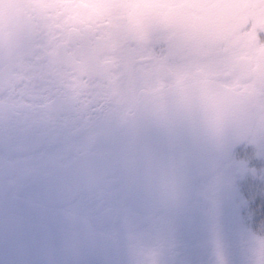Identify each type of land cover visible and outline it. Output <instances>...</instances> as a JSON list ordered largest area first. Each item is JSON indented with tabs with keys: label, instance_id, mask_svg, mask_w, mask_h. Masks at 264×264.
<instances>
[{
	"label": "flooded vegetation",
	"instance_id": "flooded-vegetation-1",
	"mask_svg": "<svg viewBox=\"0 0 264 264\" xmlns=\"http://www.w3.org/2000/svg\"><path fill=\"white\" fill-rule=\"evenodd\" d=\"M197 2L212 6L191 16L187 0H0V223H25L0 232V264H58V231L69 264H264V232L230 214L233 171L245 183L248 166L259 185L264 170V0ZM193 31L227 50L209 55ZM196 83L245 97L252 132L184 207L137 211L113 143L150 98ZM82 160L85 191L49 198L46 177Z\"/></svg>",
	"mask_w": 264,
	"mask_h": 264
},
{
	"label": "water",
	"instance_id": "water-1",
	"mask_svg": "<svg viewBox=\"0 0 264 264\" xmlns=\"http://www.w3.org/2000/svg\"><path fill=\"white\" fill-rule=\"evenodd\" d=\"M187 124L206 128L205 151L193 161L190 154L164 155L160 147L163 134ZM254 126L251 104L241 94L207 83L182 87L172 93L146 101L113 143L114 164L123 175L126 198L137 211L165 213L184 207L191 199L197 180L215 173L227 162L228 141L243 144ZM223 157V158H221ZM195 164V168L193 167ZM86 162L60 167L47 176L49 198L70 194L73 201L86 188ZM166 176L163 186L155 179ZM56 197L55 199H57ZM25 223L8 218L0 223L1 233H22ZM65 232H57L58 264H69L72 241Z\"/></svg>",
	"mask_w": 264,
	"mask_h": 264
},
{
	"label": "snow or ice",
	"instance_id": "snow-or-ice-1",
	"mask_svg": "<svg viewBox=\"0 0 264 264\" xmlns=\"http://www.w3.org/2000/svg\"><path fill=\"white\" fill-rule=\"evenodd\" d=\"M181 6L188 9L191 16H195L202 7H211L212 5L201 4L197 0H187V3ZM192 40L194 46L204 48L213 57L216 53L227 50L221 38L209 34L193 31ZM199 70H203V67ZM246 134L244 130H239L230 136L226 153L227 158L230 159L234 152L242 150L240 147L235 146L234 137ZM205 136V127L187 124L182 129L163 134L160 139V147L165 156L169 153H184L190 154L191 159L195 161L205 151ZM259 142L264 144V133L260 135ZM193 167L195 168V164H193ZM155 179L163 186L166 176L161 172ZM199 207V205H194L187 211L196 216ZM230 214L233 222L245 231H254L257 225H264V170L261 171V183L259 185L244 183L242 174L233 171ZM176 219L179 222L180 216H177Z\"/></svg>",
	"mask_w": 264,
	"mask_h": 264
},
{
	"label": "rangeland",
	"instance_id": "rangeland-1",
	"mask_svg": "<svg viewBox=\"0 0 264 264\" xmlns=\"http://www.w3.org/2000/svg\"><path fill=\"white\" fill-rule=\"evenodd\" d=\"M122 93V92H121ZM130 98V101L132 100L131 98H132V96H130L129 97ZM123 100V96L122 95H119V101H122ZM128 105H129V103H128ZM127 105V106H128ZM127 106H124L123 108H122V110L120 109L121 107H119V108H117L116 110H115V113H116V115L118 114V118L119 117H121L122 115H123V112H124V110L127 108ZM250 168V167H249ZM246 170H248V172H252V171H250L249 169H248V166L246 167ZM248 172H245V175H246V177H245V183H249L248 182V179H247V177H248ZM256 228L259 230V231H262V232H264V225H257L256 226Z\"/></svg>",
	"mask_w": 264,
	"mask_h": 264
}]
</instances>
